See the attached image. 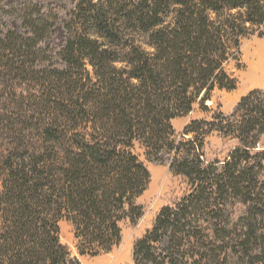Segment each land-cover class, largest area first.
<instances>
[{
    "label": "trees",
    "instance_id": "trees-1",
    "mask_svg": "<svg viewBox=\"0 0 264 264\" xmlns=\"http://www.w3.org/2000/svg\"><path fill=\"white\" fill-rule=\"evenodd\" d=\"M258 31L264 0H0V264H82L62 220L80 256L119 247L151 182L136 144L191 192L135 242L133 264H264V90L231 117L173 126L237 89L227 66ZM214 132L235 146L208 161Z\"/></svg>",
    "mask_w": 264,
    "mask_h": 264
},
{
    "label": "rangeland",
    "instance_id": "rangeland-1",
    "mask_svg": "<svg viewBox=\"0 0 264 264\" xmlns=\"http://www.w3.org/2000/svg\"><path fill=\"white\" fill-rule=\"evenodd\" d=\"M260 32L258 31L242 40L238 60L230 62L227 66V70L238 82L237 89L232 92L216 89L210 100L204 104H201L200 99L190 114L173 121L177 135H180L185 126L192 121H215V118L220 114H224L226 117L233 116L237 105L244 96L256 89L264 90V66L262 71L257 72L256 65V51L260 47H264V32L263 35H260ZM63 41L64 33L62 32L59 37V45ZM261 140V146L264 147V135ZM234 146L235 143L232 140L214 132L205 139L204 153L206 159L208 161L217 158L223 159ZM134 152L151 172V182L146 193L140 199V204L144 207L143 217L137 224L131 223L130 220H124L120 224L123 242L119 247L110 254H101L97 257L92 255L80 256L73 225L67 220L60 222L62 243L68 247L71 255L77 257L82 264H133L132 251L135 242L152 230L155 220L163 208L172 206L191 192L187 179L173 175L169 167L148 162L141 145L136 144ZM1 193L2 183L0 181V196ZM244 212L245 209L242 205H236L232 211L233 221L237 222Z\"/></svg>",
    "mask_w": 264,
    "mask_h": 264
},
{
    "label": "bare ground",
    "instance_id": "bare-ground-1",
    "mask_svg": "<svg viewBox=\"0 0 264 264\" xmlns=\"http://www.w3.org/2000/svg\"><path fill=\"white\" fill-rule=\"evenodd\" d=\"M256 57H257V64H256L257 65V72H259V71H262L261 69L264 66V47L263 48L260 47L259 49H257V51H256ZM256 76H257V74H256ZM262 79H263V77H262Z\"/></svg>",
    "mask_w": 264,
    "mask_h": 264
}]
</instances>
